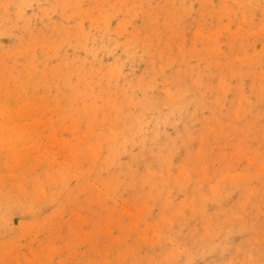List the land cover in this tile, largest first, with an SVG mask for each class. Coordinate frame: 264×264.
Segmentation results:
<instances>
[{
	"label": "rangeland",
	"instance_id": "obj_1",
	"mask_svg": "<svg viewBox=\"0 0 264 264\" xmlns=\"http://www.w3.org/2000/svg\"><path fill=\"white\" fill-rule=\"evenodd\" d=\"M0 205V264H264V0H0Z\"/></svg>",
	"mask_w": 264,
	"mask_h": 264
},
{
	"label": "bare ground",
	"instance_id": "obj_2",
	"mask_svg": "<svg viewBox=\"0 0 264 264\" xmlns=\"http://www.w3.org/2000/svg\"><path fill=\"white\" fill-rule=\"evenodd\" d=\"M22 3V2H21ZM24 3V2H23ZM12 4V3H11ZM8 5V4H7ZM7 5H6V7H7ZM15 6V5H14ZM4 11V10H3ZM7 11V10H6ZM20 14V13H19ZM10 25V24H9ZM11 26V25H10ZM8 31V30H7ZM105 38V37H104ZM107 50V49H106ZM116 69V68H115ZM114 71V70H113ZM111 78V77H110ZM114 78V77H113ZM196 83V82H195ZM139 86V85H138ZM147 86H149V85H147ZM151 86V85H150ZM142 88V87H141ZM141 88H140V91H141ZM176 88V87H175ZM181 87H179L178 89H180ZM137 90V89H136ZM129 91V90H128ZM132 91V90H131ZM145 92V91H144ZM173 92V91H172ZM175 92V94L177 93L176 91H174ZM125 93H127V92H125ZM196 93V92H195ZM123 94V93H122ZM128 94H130V93H128ZM132 94V93H131ZM174 94V93H173ZM174 94V95H175ZM188 94V93H187ZM192 94V93H191ZM147 95V94H146ZM177 95V94H176ZM145 96V95H144ZM171 96V95H170ZM185 96V95H184ZM202 96V95H201ZM130 98V97H129ZM172 98V97H171ZM197 98V97H196ZM126 99V98H125ZM181 100V99H180ZM116 101V100H115ZM149 101V100H148ZM162 101V100H161ZM171 101H173V100H171ZM175 101H178V100H174V102ZM131 102V101H130ZM164 102V101H163ZM116 103V102H115ZM165 103V102H164ZM172 103V102H171ZM198 103V102H197ZM120 104V106H118V107H121V104L122 103H119ZM125 104V103H124ZM133 104V103H132ZM147 104V103H146ZM145 104V105H146ZM151 104V103H150ZM202 104H203V102H202ZM201 104V105H202ZM145 105L143 104V106L145 107ZM199 105V104H198ZM115 106H116V104H115ZM138 106H139V103H138ZM165 106V105H164ZM171 106H172V104H171ZM186 106V105H185ZM117 107V108H118ZM135 107H136V104H135ZM143 107V108H144ZM151 107H153L152 105L150 106V109H151ZM179 107H181V106H179ZM124 108V107H123ZM143 108H142V110H143ZM162 108H163V106H162ZM165 108V107H164ZM163 108V109H164ZM170 108V107H169ZM200 108V107H199ZM204 108V107H203ZM116 109V108H115ZM128 109V108H127ZM167 109H168V107H167ZM178 109V108H177ZM136 110V109H135ZM142 110H139V111H142ZM152 110V109H151ZM172 110V109H171ZM116 111V110H115ZM118 111V110H117ZM121 111V110H120ZM164 111V110H163ZM174 111V110H173ZM130 112V111H129ZM129 112H127V113H129ZM165 112V111H164ZM194 112V111H193ZM118 113V112H117ZM121 113V112H120ZM150 113V112H149ZM158 113V112H157ZM166 113V112H165ZM169 113V112H168ZM131 114V113H130ZM135 113H133V115H134ZM155 114V113H154ZM175 114V113H174ZM198 114V113H197ZM126 115H128V114H126ZM157 115V114H156ZM166 115V114H165ZM118 116H119V114H118ZM122 116V115H121ZM130 116V115H129ZM137 116V115H136ZM150 116V115H149ZM167 116V115H166ZM169 116V115H168ZM172 116H174V115H172ZM124 117H125V115H124ZM157 117H158V115H157ZM162 117H163V115H162ZM114 118H115V116H114ZM126 118V117H125ZM132 118H134V117H132ZM132 118H131V120H132ZM136 119V118H135ZM135 119H133V120H135ZM143 119H144V117H143ZM146 119V118H145ZM160 118H158V120H159ZM123 121H124V119H123ZM163 121H164V119H163ZM166 121H169V120H165V123H166ZM140 122V121H139ZM149 122V121H148ZM181 122V121H180ZM114 123H116L115 122V120H114ZM113 123V124H114ZM122 124H123V122H121ZM128 124V123H127ZM132 124V123H131ZM141 124V123H140ZM143 124V123H142ZM170 124V123H169ZM116 125V124H115ZM117 125H119V123L117 124ZM133 125V124H132ZM136 125V124H135ZM134 125V126H135ZM166 125V124H165ZM164 125V126H165ZM123 126V125H122ZM137 126V125H136ZM143 126V125H142ZM141 126V127H142ZM144 126H146V121H145V125ZM116 127V126H115ZM125 127V126H124ZM148 128V127H147ZM153 128V127H152ZM136 129V128H135ZM116 130V129H115ZM131 130V129H130ZM142 129L140 128V131H141ZM112 131H113V129H112ZM150 131V130H149ZM118 132V131H117ZM127 132V131H126ZM128 133H129V130H128ZM132 133H134V132H132ZM140 133V132H139ZM145 133V132H144ZM125 134V133H124ZM127 134V133H126ZM141 134V133H140ZM145 134H147V133H145ZM157 134V133H156ZM117 135V134H116ZM116 135H115V137H116ZM154 136H156L155 134H154ZM122 137V136H121ZM134 137V136H133ZM132 137V138H133ZM152 137V136H151ZM150 137V138H151ZM116 139V138H115ZM137 140H139V139H137ZM141 140V139H140ZM114 141V140H113ZM129 141V140H128ZM118 142H119V140H118ZM133 142H135L134 140H133ZM137 142H139V141H137ZM130 143V142H129ZM113 144V143H112ZM118 144V143H117ZM128 144V143H127ZM118 146H119V144H118ZM121 146V145H120ZM127 146V145H126ZM126 146H124V147H126ZM114 147V146H113ZM132 147H134V146H132ZM136 147V146H135ZM134 147V148H135ZM158 147V146H157ZM119 148H122V147H119ZM131 148V147H130ZM150 148V147H149ZM116 150H117V148H115ZM125 149V148H124ZM133 149V148H132ZM115 150V151H116ZM153 150V149H152ZM113 151H114V149H113ZM120 151V150H119ZM123 151H125V150H123ZM108 152V151H107ZM126 152V151H125ZM143 152V150L141 151V153ZM171 152V151H170ZM114 153V152H113ZM112 153V154H113ZM161 153V152H160ZM166 154H168L167 152H165ZM173 153V152H172ZM116 154V153H115ZM124 154V153H123ZM127 154V153H126ZM107 155V154H106ZM114 155V154H113ZM120 155V154H119ZM156 155V154H155ZM134 156V155H133ZM152 157V156H151ZM160 157V156H159ZM118 158H119V156H118ZM143 158V157H142ZM107 159V158H106ZM117 159V158H116ZM162 159V158H161ZM136 160V159H135ZM134 160V161H135ZM166 160V159H165ZM107 161V160H106ZM133 161V160H132ZM141 161H143V160H141ZM148 161V160H147ZM158 162V161H157ZM120 163V162H119ZM112 164V163H111ZM130 164H132L131 162H130ZM139 164V163H138ZM137 164V165H138ZM147 164V163H146ZM105 165V164H104ZM114 165V164H113ZM140 165V164H139ZM141 165H142V163H141ZM97 166V165H96ZM98 166H100V165H98ZM111 166V165H110ZM115 166H117V165H115ZM131 166V165H130ZM102 167V166H101ZM100 167V168H101ZM107 167V165L105 166V168ZM122 167V166H121ZM125 167V166H124ZM124 167H122V168H124ZM128 167V166H127ZM138 167V166H137ZM160 167V166H159ZM105 168H104V170H105ZM126 168V167H125ZM124 168V169H125ZM129 168V167H128ZM168 168V167H167ZM102 169V168H101ZM100 169V170H101ZM111 169V168H110ZM109 169V170H110ZM131 169H134V168H131ZM148 169V168H147ZM162 169V168H161ZM128 170V169H127ZM163 170V169H162ZM94 171V170H93ZM108 171V170H107ZM106 171V172H107ZM169 171V170H168ZM95 172H96V170H95ZM110 172V171H109ZM128 172H129V170H128ZM136 172V171H135ZM147 172V171H146ZM153 172V171H152ZM160 172V171H159ZM162 172V171H161ZM98 174V173H97ZM102 174V173H101ZM113 174V173H112ZM128 174V173H127ZM152 175V174H151ZM161 175V174H160ZM107 176V175H106ZM127 176V175H126ZM132 176V175H131ZM146 176H148V174L146 175ZM155 176H157V175H155ZM166 176V175H165ZM120 176H118V178H119ZM138 177V176H137ZM143 177V176H142ZM149 177V176H148ZM152 177V176H151ZM99 178V177H98ZM107 178V177H106ZM124 178V177H123ZM136 178V177H135ZM134 178V179H135ZM130 179H131V177H130ZM116 180V179H115ZM120 180V179H119ZM166 180V179H165ZM120 181H122V180H120ZM134 181V180H133ZM141 181V180H140ZM167 182V181H166ZM122 184V183H121ZM125 184V183H124ZM128 184V183H127ZM136 185V184H135ZM160 188V187H159ZM163 188V187H162ZM156 190V189H155ZM134 191V190H133ZM136 191H138V190H136ZM140 191V190H139ZM149 191V190H148ZM161 191V190H160ZM162 193H163V191H162ZM140 195H142V194H140ZM155 195V194H154ZM157 195V194H156ZM7 198V197H6ZM8 199V198H7ZM7 199H4V200H7ZM2 201V200H1ZM166 201V200H165ZM3 203H4V201H3ZM6 203V202H5ZM1 206V205H0ZM1 216V215H0ZM1 218V217H0ZM207 229V228H206ZM204 232V231H203ZM213 234V233H212ZM202 235H200L199 236V238L201 237ZM213 237V236H212ZM206 239V238H205ZM195 240H196V238H195ZM185 248V247H184ZM179 249V248H178ZM181 249H183V248H181ZM193 249V248H192ZM184 250V249H183ZM179 251V250H178ZM182 251V250H181ZM184 253V252H183ZM188 253V252H187ZM177 254V253H176ZM177 255H179V254H177ZM187 255V254H186ZM190 255V254H189ZM167 258H168V256H167ZM252 258V257H251ZM171 259V258H170ZM220 259V258H219ZM180 261V260H179Z\"/></svg>",
	"mask_w": 264,
	"mask_h": 264
}]
</instances>
